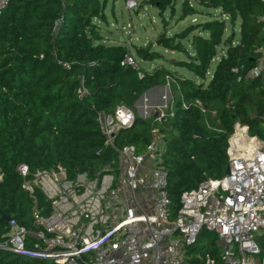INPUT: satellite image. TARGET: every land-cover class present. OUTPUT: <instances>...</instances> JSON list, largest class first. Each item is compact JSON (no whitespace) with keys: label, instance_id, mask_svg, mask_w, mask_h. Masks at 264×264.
I'll use <instances>...</instances> for the list:
<instances>
[{"label":"trees","instance_id":"16d2710c","mask_svg":"<svg viewBox=\"0 0 264 264\" xmlns=\"http://www.w3.org/2000/svg\"><path fill=\"white\" fill-rule=\"evenodd\" d=\"M151 2L161 10L170 4V0ZM195 2L220 13H209L213 20L192 24L160 45L186 54L190 61L176 62V67L200 80L207 78L218 59L207 85L163 67L153 73L122 67L129 50L106 45L94 23L105 19L104 0H11L0 18V242L9 233L2 214L34 229V200L23 188L20 165L30 168V176L59 168L69 178L81 172L95 176L117 161V153L106 144L100 117L122 104L134 111L138 97L165 78L173 81L174 90L182 96L172 120L151 125L136 118L132 128L117 135L115 146L134 145L143 154L153 141V130H159L163 141L160 166L169 173L174 217L183 192L227 174L229 140L236 124L264 139V0ZM182 12V19L197 13L188 1ZM225 18L232 25L241 21L236 44L234 37L225 40ZM189 38L194 55L182 44ZM221 47H227L225 54H219ZM137 50L139 56L149 54L148 49ZM149 57L162 58L156 53ZM257 68L260 74L255 77ZM140 70L145 74L142 79L138 78ZM80 90L85 93L81 95ZM199 103L205 109L220 108L218 131L205 127ZM37 199L40 205L46 204L39 193ZM196 245L187 253L188 264H205L208 254L219 259L217 237L190 258ZM0 264L55 263L0 250Z\"/></svg>","mask_w":264,"mask_h":264},{"label":"built area","instance_id":"2783aa9c","mask_svg":"<svg viewBox=\"0 0 264 264\" xmlns=\"http://www.w3.org/2000/svg\"><path fill=\"white\" fill-rule=\"evenodd\" d=\"M10 2L0 0V18ZM138 6L139 0H127V9ZM121 66L140 69L130 52ZM259 74V68L253 71ZM144 76L140 70L138 78ZM154 115L161 125L169 122L160 109ZM99 121L117 161L95 176L81 172L73 178L62 168L30 176V168L20 165L23 188L34 200V229L10 219L0 250L55 264H188V251L207 231L222 251L219 262L208 254L205 264H264V139L236 124L228 147L229 174L183 192L174 217L169 173L160 166L159 130H153L152 143L138 154L134 145L115 146L117 135L136 122L132 109L118 105Z\"/></svg>","mask_w":264,"mask_h":264},{"label":"rangeland","instance_id":"374dc122","mask_svg":"<svg viewBox=\"0 0 264 264\" xmlns=\"http://www.w3.org/2000/svg\"><path fill=\"white\" fill-rule=\"evenodd\" d=\"M104 1L107 4L104 14L105 19L95 20L94 23L99 27V33L104 37V43L106 45H122L126 47L136 59L138 65L146 72L153 73L157 69H160V67H163L172 72L177 71L183 77L191 78L197 83L205 82L207 85L218 63V59L212 65L211 76H209L210 74L208 72L207 78L205 80H200L195 78L187 69L176 67V62L190 61L186 54L178 51L172 53V51L166 49L160 44L168 38H173L174 36L183 33V31L192 24L207 23L208 21L213 20V17H209V13L211 15H219V10L200 6L195 0H170V4H168L165 10L158 9L155 5H152V0H139V6L135 10L127 9V0ZM186 1L190 3L191 7H193L197 13L186 19H182V9ZM225 23L227 26L225 40H227L228 37H234V43H238L240 40L241 21L238 20L232 25L231 21L228 18H225ZM202 35L207 36L208 33ZM191 39L192 38L183 40L182 44L187 49L189 55H194ZM138 48L148 49L149 54L144 57L139 56ZM226 50L227 47H221L219 54H225ZM154 53L161 55L162 58L153 59L152 57H149ZM173 86V81L165 78L164 81L161 80L160 85L151 87L142 93L134 104L136 118L146 120L153 125L155 122V110L160 109L168 116L169 120H172L171 114L175 113V111L181 106L182 102L181 93L178 89L174 90ZM155 87L165 88L168 90L166 92L169 94L165 95L166 99L164 100L163 105L156 107V109L150 107L151 109L148 116L141 118L142 111L145 110L148 104L147 93ZM201 108L205 114V127L209 131H218L217 127L219 124L220 108L217 106H209L205 109L202 104ZM262 130L264 132V126ZM214 237L215 235L213 234L210 237L202 234L201 241L196 245L195 250L190 251L188 256L191 258L199 255V251L204 246L208 245L211 238L213 239ZM262 245L264 247V240H262ZM221 251L222 248L219 247L218 252L220 253Z\"/></svg>","mask_w":264,"mask_h":264},{"label":"crops","instance_id":"0c3cea01","mask_svg":"<svg viewBox=\"0 0 264 264\" xmlns=\"http://www.w3.org/2000/svg\"><path fill=\"white\" fill-rule=\"evenodd\" d=\"M197 24V23H195ZM173 53V52H172ZM215 63V62H214ZM214 72V71H213ZM209 76H211V69L209 71ZM193 75V74H192ZM213 75V74H212ZM208 76V77H209ZM212 78V77H211ZM211 80V79H210ZM209 80V81H210ZM205 83V82H204ZM168 91L165 88H159V87H155L152 88L148 93H147V106L145 108L144 111H142V115L141 118H144L146 116H148L149 112H150V107H153L154 109H156V107H160L161 105L164 104V100L166 99L165 95H167L168 93L166 92ZM168 99H169V95H168ZM154 161V157H151L149 159V162L151 164V162ZM2 177L0 176V179Z\"/></svg>","mask_w":264,"mask_h":264},{"label":"water","instance_id":"95a60500","mask_svg":"<svg viewBox=\"0 0 264 264\" xmlns=\"http://www.w3.org/2000/svg\"><path fill=\"white\" fill-rule=\"evenodd\" d=\"M169 94V93H168ZM102 120V123H103V118L101 119ZM227 174H229V169L227 171ZM2 221H9L10 220V216H7L5 214H2V218H1Z\"/></svg>","mask_w":264,"mask_h":264}]
</instances>
